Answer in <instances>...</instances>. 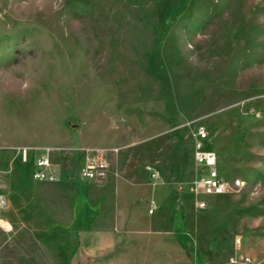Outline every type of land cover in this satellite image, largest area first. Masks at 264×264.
Masks as SVG:
<instances>
[{
  "label": "rangeland",
  "instance_id": "rangeland-1",
  "mask_svg": "<svg viewBox=\"0 0 264 264\" xmlns=\"http://www.w3.org/2000/svg\"><path fill=\"white\" fill-rule=\"evenodd\" d=\"M201 141L229 187L205 208ZM96 149L108 168L85 177ZM0 152V264H172L169 224L177 264H254L264 0H0ZM44 154L54 181L34 175Z\"/></svg>",
  "mask_w": 264,
  "mask_h": 264
},
{
  "label": "built area",
  "instance_id": "built-area-1",
  "mask_svg": "<svg viewBox=\"0 0 264 264\" xmlns=\"http://www.w3.org/2000/svg\"><path fill=\"white\" fill-rule=\"evenodd\" d=\"M201 137L206 138L207 133L202 128ZM203 141L197 143V150L195 153V161L197 166L203 168V173L195 180V204L200 208L208 206L209 202L205 196H221L228 192V182L222 176L218 166V156L213 150L207 149ZM109 161L107 153L103 149H96L86 159L82 168V175L85 177H98L105 173L108 168ZM55 165L52 163L49 154L40 155L35 160L34 175L39 179L54 181L58 178V173L54 169ZM245 180L242 178H235V187H242ZM154 211V207L150 208V212ZM9 229L10 224L6 225ZM240 238L237 239V244H240Z\"/></svg>",
  "mask_w": 264,
  "mask_h": 264
},
{
  "label": "crops",
  "instance_id": "crops-1",
  "mask_svg": "<svg viewBox=\"0 0 264 264\" xmlns=\"http://www.w3.org/2000/svg\"><path fill=\"white\" fill-rule=\"evenodd\" d=\"M25 153V154H24ZM3 153L0 152V156L2 155ZM32 158H33V155H32V152H29V149H25V152H23V158L22 159H18V163L20 164V170L23 172V175L26 174V177L25 179L26 180H30L31 179V175H32ZM22 160V161H21ZM56 161V160H54ZM162 220H158L157 222H155L156 226H159L161 225V222ZM169 226L171 227V229L169 231L165 230V231H160L162 233V235H168V236H172L173 237V240H172V249H168L169 250V257L171 259H173V263L172 264H177L176 263V259H177V255H176V247H177V243H176V237H175V231H173V225L172 224H169ZM239 236V235H238ZM240 240H241V243L242 244V237H239ZM261 235L259 234H251V235H247L244 237L245 240H248V239H252L254 244L257 245L258 247H263L260 245L261 243ZM109 241V235H102V234H97L96 235V243L99 244V245H104L105 243H107ZM260 245V246H259ZM247 254L246 252H238L236 251L235 255L232 257V260L234 262L237 263H240V264H244V263H247L248 261L252 260V256ZM256 258L258 259L257 262H255L254 264H262L261 263V260L264 259V249H261V251H258L256 253Z\"/></svg>",
  "mask_w": 264,
  "mask_h": 264
}]
</instances>
